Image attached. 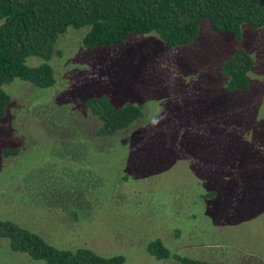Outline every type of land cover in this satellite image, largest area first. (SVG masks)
I'll list each match as a JSON object with an SVG mask.
<instances>
[{"label": "rangeland", "instance_id": "1", "mask_svg": "<svg viewBox=\"0 0 264 264\" xmlns=\"http://www.w3.org/2000/svg\"><path fill=\"white\" fill-rule=\"evenodd\" d=\"M243 29L240 44L205 22L186 47L168 50L150 34L91 52L83 46L87 29L67 31L53 88L19 80L6 87L12 102L0 121V217L60 246L122 254L125 264H175L148 252L157 239L172 253L218 264H264V28ZM240 45L255 67L250 89L231 94L221 66ZM102 95L144 106L145 117L124 136L97 137L100 123L86 99ZM5 149L19 151L6 156ZM240 179L252 194L247 184L237 190ZM207 185L236 194L229 226L212 222L229 217L212 207L215 198H203L213 191ZM75 197L85 220L57 199ZM204 232L212 239L202 245Z\"/></svg>", "mask_w": 264, "mask_h": 264}, {"label": "trees", "instance_id": "2", "mask_svg": "<svg viewBox=\"0 0 264 264\" xmlns=\"http://www.w3.org/2000/svg\"><path fill=\"white\" fill-rule=\"evenodd\" d=\"M205 22L217 33L231 34L240 44L245 26L264 28V0H0V121L6 118L12 102L7 86L17 80L41 90L55 86L53 61L58 54L57 45L71 29H87L83 46L89 52L122 46L131 35L150 34L158 35L165 47L172 50L193 44ZM29 58H38L40 63L30 65ZM254 67L255 61L244 47L234 49L221 66L226 91L231 94L248 91ZM86 105L100 123L97 131L100 138L124 136L145 117L144 106L125 101L117 104L107 95L90 96ZM124 146L127 148L129 144ZM18 151L5 149L4 153L10 156ZM234 165L238 174L240 164ZM247 179L238 181L237 190L247 184L252 194ZM207 186L213 191L203 194V198H215L212 207L229 217L224 223L212 222L229 226L226 224H232L230 219L238 214V207L233 204L236 194L223 195L216 187ZM57 199L66 212L72 210L71 217L86 219L87 209L84 203L78 204L77 197L67 202ZM227 204L232 205V213L231 207L226 209ZM263 214L264 210L260 216ZM203 236L202 245L212 239L206 232ZM147 249L158 260H171L175 264H218L209 258L172 253L161 239L150 242ZM0 253L3 255L0 264L126 263L122 254L103 255L87 246L57 245L21 222L3 217H0Z\"/></svg>", "mask_w": 264, "mask_h": 264}]
</instances>
